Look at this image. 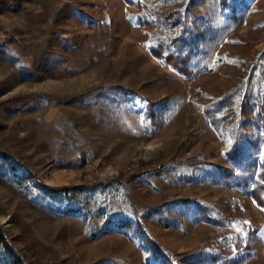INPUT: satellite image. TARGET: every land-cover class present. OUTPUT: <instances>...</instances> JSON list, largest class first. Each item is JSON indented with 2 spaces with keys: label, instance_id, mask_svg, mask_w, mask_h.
I'll return each instance as SVG.
<instances>
[{
  "label": "rangeland",
  "instance_id": "obj_1",
  "mask_svg": "<svg viewBox=\"0 0 264 264\" xmlns=\"http://www.w3.org/2000/svg\"><path fill=\"white\" fill-rule=\"evenodd\" d=\"M132 1L0 0V264H264V0Z\"/></svg>",
  "mask_w": 264,
  "mask_h": 264
},
{
  "label": "trees",
  "instance_id": "obj_2",
  "mask_svg": "<svg viewBox=\"0 0 264 264\" xmlns=\"http://www.w3.org/2000/svg\"><path fill=\"white\" fill-rule=\"evenodd\" d=\"M129 4L135 5L140 12H145V8H147L146 4H143L139 1H132V0H126ZM225 0L223 3L225 4ZM236 7L233 5V8ZM143 18V17H142ZM152 21H147L146 19L141 21V25L145 26L147 24L151 25ZM181 43H179L178 49H170L164 42H160L157 44V46H154L150 49L151 53L160 59L165 60L166 63L174 67L177 71L184 75H188L193 73L191 67H190V60H191V53L190 51H185L184 49L180 48ZM150 106H153V103L150 104ZM150 117H152L155 121L157 120V115L154 111H150ZM213 119V117H212ZM215 125V124H214ZM251 195L255 202L264 209V161L262 163L261 168L259 169L257 177L254 179L253 182V188L251 191ZM204 220L208 221V223H211L213 225L217 226H235V221L233 219H229L226 216H213V215H207L204 216ZM130 226H134L133 222L129 223ZM244 244L249 248L251 245L249 233L246 234L244 238ZM153 254H157L158 248L155 246L154 249L151 251ZM245 257V255L243 256ZM244 259H238V260H231L230 258H223L219 255H212L209 258V262L211 264H242L244 262Z\"/></svg>",
  "mask_w": 264,
  "mask_h": 264
}]
</instances>
